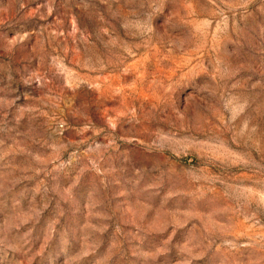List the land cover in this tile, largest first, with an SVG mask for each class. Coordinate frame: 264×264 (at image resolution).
<instances>
[{
  "label": "rangeland",
  "instance_id": "374dc122",
  "mask_svg": "<svg viewBox=\"0 0 264 264\" xmlns=\"http://www.w3.org/2000/svg\"><path fill=\"white\" fill-rule=\"evenodd\" d=\"M0 264H264V0H0Z\"/></svg>",
  "mask_w": 264,
  "mask_h": 264
}]
</instances>
